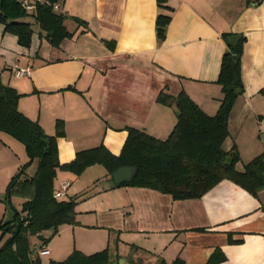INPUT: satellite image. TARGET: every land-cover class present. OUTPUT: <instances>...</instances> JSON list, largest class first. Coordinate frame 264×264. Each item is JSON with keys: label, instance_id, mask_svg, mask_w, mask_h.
<instances>
[{"label": "crops", "instance_id": "1", "mask_svg": "<svg viewBox=\"0 0 264 264\" xmlns=\"http://www.w3.org/2000/svg\"><path fill=\"white\" fill-rule=\"evenodd\" d=\"M166 6L159 8L158 0H63L58 12L85 21L87 28L67 19L74 37L59 48L51 46L38 27L31 47L25 48L0 25L2 82L22 95L19 110L38 121L47 135H54L56 122L63 121L65 136L58 138L61 164L101 145L119 155L130 127L167 139L178 118L174 107L157 101L161 92L176 96L185 91L205 113L215 115L223 97L218 83L221 62L235 35L245 39L244 92L231 112L224 149H237L239 171L264 152V0H167ZM159 14L171 16L163 40L157 36ZM107 42L114 43V49ZM17 67L30 68V74L17 76ZM7 136L16 140L0 131V221L13 218L4 197L27 154ZM32 166L29 176L36 173L37 162ZM90 190L78 201L76 220L103 237L82 243L79 249L86 255L109 248L115 239L155 264H177L178 259L182 264H206L216 250L226 257L218 264H264V189L255 197L223 180L201 198L175 200L149 188L115 186L101 165L79 176L58 171L55 191L63 194L59 200ZM15 200L21 208L22 199ZM86 202L92 209L86 213L94 214L91 219L80 218L78 209ZM79 225L69 226L75 233ZM34 237L39 243L33 257L41 248L50 257L72 253L47 249ZM55 261L60 260L55 256Z\"/></svg>", "mask_w": 264, "mask_h": 264}, {"label": "trees", "instance_id": "2", "mask_svg": "<svg viewBox=\"0 0 264 264\" xmlns=\"http://www.w3.org/2000/svg\"><path fill=\"white\" fill-rule=\"evenodd\" d=\"M63 0H50V5H37L28 12L21 0H0V25L4 32L17 36L19 45L29 48L35 30L33 23L55 48L74 37L65 25L72 19L87 28V23L54 10L53 5ZM167 0H158L159 8L168 9ZM170 15L159 14L157 36L165 38ZM228 39L229 34L225 35ZM245 39L239 36L236 45L229 43L221 62L218 83L223 97L218 112L205 113L185 91L174 96L161 92L157 101L177 111V124L167 139L161 140L146 132L128 128V138L119 155L112 154L104 145L80 151L76 158L61 164L58 138L65 136L64 123L56 122V133L47 135L38 121L31 120L19 110L22 95L13 87L3 84L0 69V131L21 142L29 162L11 178L4 197L14 211L9 221H0V264H42L40 256L33 257L30 238L38 236L43 245L49 237L45 231L56 234L63 225H75L76 206L88 191L69 200L54 197L58 171L81 175L88 167L101 165L109 176L122 168L135 169L133 177L120 186L142 187L171 195L175 200L198 199L223 180H230L253 196L264 189V152L247 163L243 171L237 169L240 157L237 149H224L229 137V119L237 99L244 92L241 56ZM114 49V43H106ZM37 162L36 173L29 176L28 168ZM13 198L22 199L21 208L13 205ZM225 255L216 250L206 264L225 261ZM182 264L181 260L176 261ZM49 264H110V252L86 255L73 251L65 260H51Z\"/></svg>", "mask_w": 264, "mask_h": 264}, {"label": "rangeland", "instance_id": "3", "mask_svg": "<svg viewBox=\"0 0 264 264\" xmlns=\"http://www.w3.org/2000/svg\"><path fill=\"white\" fill-rule=\"evenodd\" d=\"M31 21L33 23V27H35L34 29L36 30V25L34 24L33 20H28ZM9 137V136H7ZM10 139H12L11 137H9ZM5 139V138H4ZM14 140V139H12ZM16 141L15 143H17L18 145H20L22 147V149L26 148L23 144H21V142H18V140H14ZM20 156L21 153H20ZM29 162V158L28 155L25 153L24 154V159L21 163V167L25 164H27ZM2 167L4 166V161H0ZM32 166V165H31ZM20 167V168H21ZM34 168V166L30 167L29 170L27 171L28 175L30 172H32V169ZM3 169L0 170V174L2 172ZM30 171V172H29ZM99 181H95V183L97 184ZM101 184H98V187H100ZM93 188V187H91ZM20 201V200H17ZM14 202V206L16 208H18V203L15 201ZM89 203L86 202V204H84V206H82L81 208L78 209V211L81 213L82 215H80L81 217H89V219H91V217L94 214H90V213H86V211L88 210H92V209H88L89 207ZM10 211L9 213L12 214V216L14 215V211L11 210V208H9ZM20 209V208H18ZM10 219H7L5 221H8ZM79 220V219H78ZM76 225V224H75ZM77 225H79L77 223ZM80 230H76V232L74 233L73 227H70L69 225H63L61 228H59L58 233L56 234H52L53 232L47 233L45 234L47 237H49V241L46 243L47 244V249L49 248H54L57 251H62L64 249H70L73 251L78 250L80 251L79 248H82V243H89L91 241H95L98 238H102L103 234L102 232H96V230L91 231L90 228H83L81 225H79ZM84 226V225H83ZM95 231V232H94ZM102 236V237H101ZM32 244V250L36 247V245L39 243V241L33 236L32 237V241H30ZM52 242V243H51ZM119 241H116L115 239H111L109 244V252H110V264H155V262L153 263V259L150 258V256L148 255H144L141 252H138L137 248H135L134 246H129V245H122V244H118ZM51 244V245H50ZM50 245V246H49ZM105 248V247H103ZM101 250H104V249ZM106 249V248H105ZM90 252V251H88ZM90 254V253H88ZM35 255V254H34ZM55 256L56 258H58L60 261H63L67 258V255L62 254L59 255V253H56L54 255H52L50 257V255H44V256H40V258L42 257L43 263L45 264H49L51 260H55ZM162 260L159 261L160 264Z\"/></svg>", "mask_w": 264, "mask_h": 264}, {"label": "built area", "instance_id": "4", "mask_svg": "<svg viewBox=\"0 0 264 264\" xmlns=\"http://www.w3.org/2000/svg\"><path fill=\"white\" fill-rule=\"evenodd\" d=\"M22 1V6L25 8V10H27L28 12H32L36 9L37 5H50V0H21ZM54 10L59 11L60 10V5L59 4H54L53 5ZM31 69L30 68H18L17 67V71H16V75L19 77L25 76V75H29L30 74ZM54 197L56 199H61L63 197V194L55 191L54 192ZM49 253L48 250H46L45 248H41L38 251V256H44L47 255Z\"/></svg>", "mask_w": 264, "mask_h": 264}, {"label": "water", "instance_id": "5", "mask_svg": "<svg viewBox=\"0 0 264 264\" xmlns=\"http://www.w3.org/2000/svg\"><path fill=\"white\" fill-rule=\"evenodd\" d=\"M239 36L235 35L229 38V42L232 45H236L238 42ZM135 174V169L132 167H122L116 170L112 174V179L114 181L115 186H120L124 182L129 181L133 175Z\"/></svg>", "mask_w": 264, "mask_h": 264}]
</instances>
